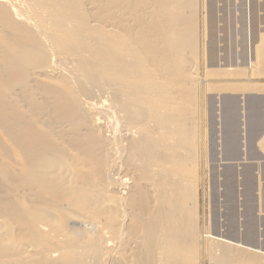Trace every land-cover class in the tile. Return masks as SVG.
<instances>
[{
  "label": "bare ground",
  "instance_id": "obj_1",
  "mask_svg": "<svg viewBox=\"0 0 264 264\" xmlns=\"http://www.w3.org/2000/svg\"><path fill=\"white\" fill-rule=\"evenodd\" d=\"M202 6L0 0V264H264L197 201L201 87L264 92V35L247 69L203 75L246 80L207 84Z\"/></svg>",
  "mask_w": 264,
  "mask_h": 264
},
{
  "label": "rangeland",
  "instance_id": "obj_2",
  "mask_svg": "<svg viewBox=\"0 0 264 264\" xmlns=\"http://www.w3.org/2000/svg\"><path fill=\"white\" fill-rule=\"evenodd\" d=\"M202 3L204 46L198 74L211 85L243 82L248 77L231 80L203 75L210 69H228L232 77L238 73L236 69H247L250 40L258 42L259 37L264 35V0H202ZM249 74L251 72L248 71ZM249 78L251 81L247 85L264 84L263 77L253 75ZM202 87L199 94L200 144L201 156L204 157H201L202 163L205 165L201 164L199 168L198 213L207 219L213 233L246 238L245 241L248 237L254 242L262 239L260 241L264 244V146L259 143L264 135V92L252 91L245 95L211 93L206 91V86ZM224 99L230 101L228 107L234 106V122L228 127L225 122L223 124L228 113L227 104L221 107L222 103L225 104ZM246 175L253 184L250 197L245 194L243 184ZM204 264L209 263L205 261Z\"/></svg>",
  "mask_w": 264,
  "mask_h": 264
}]
</instances>
